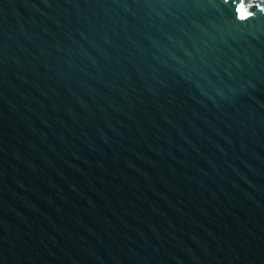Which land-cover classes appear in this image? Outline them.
I'll return each instance as SVG.
<instances>
[{
	"label": "water",
	"instance_id": "obj_1",
	"mask_svg": "<svg viewBox=\"0 0 264 264\" xmlns=\"http://www.w3.org/2000/svg\"><path fill=\"white\" fill-rule=\"evenodd\" d=\"M0 264H264V0H0Z\"/></svg>",
	"mask_w": 264,
	"mask_h": 264
}]
</instances>
